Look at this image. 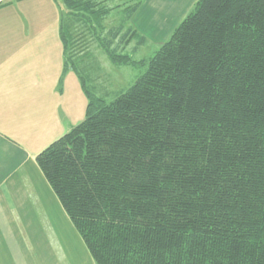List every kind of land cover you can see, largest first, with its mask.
I'll use <instances>...</instances> for the list:
<instances>
[{"label":"trees","instance_id":"16d2710c","mask_svg":"<svg viewBox=\"0 0 264 264\" xmlns=\"http://www.w3.org/2000/svg\"><path fill=\"white\" fill-rule=\"evenodd\" d=\"M107 1L60 0L87 103L36 157L94 264H264V0H197L139 62L102 35ZM93 43L140 68L130 86L94 84Z\"/></svg>","mask_w":264,"mask_h":264},{"label":"crops","instance_id":"0c3cea01","mask_svg":"<svg viewBox=\"0 0 264 264\" xmlns=\"http://www.w3.org/2000/svg\"><path fill=\"white\" fill-rule=\"evenodd\" d=\"M196 1L143 0L129 17L121 10L116 32L124 52L135 58L147 50L154 54ZM5 2L0 6V264H94L36 164L38 154L85 116L80 79L64 68L63 10L54 0ZM94 58L100 68L94 84L104 94L115 92L109 86L116 73L133 72L130 79L118 77L127 87L141 73L110 61L105 68Z\"/></svg>","mask_w":264,"mask_h":264},{"label":"rangeland","instance_id":"374dc122","mask_svg":"<svg viewBox=\"0 0 264 264\" xmlns=\"http://www.w3.org/2000/svg\"><path fill=\"white\" fill-rule=\"evenodd\" d=\"M6 1V0H5ZM4 1V2H5ZM137 0H109V1H107V3H106V6L108 7V8H111L112 10H111V12H110V15L109 16H107V17H105V21H103V32H102V35L103 36H108L107 35V31H116L117 30V27H116V25L121 21L120 19H121V17H122V13L120 12L121 10H123L124 9V4L126 3V4H128V5H133V4H135V2H136ZM54 2H55V5H56V7H58V10H61V2H60V0H54ZM3 3V2H2ZM119 6H121V8L120 9H117L116 10V8L115 7H117V8H119ZM63 10V9H62ZM119 11V12H118ZM112 12H114L113 14H111ZM99 31V30H98ZM111 33V32H110ZM119 40H120V37H119ZM116 42H117V40H116ZM116 42H114V44H116ZM117 46V45H116ZM118 50H119V48H117ZM126 49V48H125ZM128 50H129V48H127ZM127 49H126V51H127ZM131 49V48H130ZM91 51H92V53L97 57V58H99V60H100V62H102V64H103V66L106 68V66H105V64L104 63H109L108 61H109V59H107V56L105 55V53H104V51H103V49L97 44V43H93V45L91 46ZM150 50H147V53L145 54V55H143V54H140V55H137L136 56V58L134 57V56H130V58L132 59V58H134V59H136L135 61H137V59H138V57L141 59V58H150L153 54L151 53V52H149ZM120 53H124V54H126L125 52H124V49L122 50V51H119V54ZM101 64V65H102ZM117 66V65H116ZM128 66H130L131 67V65H128ZM133 67V66H132ZM134 68V67H133ZM138 68V67H137ZM129 69H126V72H124L123 74L121 73V75H118V73H116V77L112 80V82H113V86H109V88H112V89H114L115 91H118L119 89H124V88H126L127 86H122V85H120V79L118 78V77H123V78H127V77H129V79H130V76L131 75H133V72L132 71H128ZM119 79V80H118Z\"/></svg>","mask_w":264,"mask_h":264},{"label":"built area","instance_id":"2783aa9c","mask_svg":"<svg viewBox=\"0 0 264 264\" xmlns=\"http://www.w3.org/2000/svg\"><path fill=\"white\" fill-rule=\"evenodd\" d=\"M4 1H5V0H0V3H1V2H4Z\"/></svg>","mask_w":264,"mask_h":264}]
</instances>
